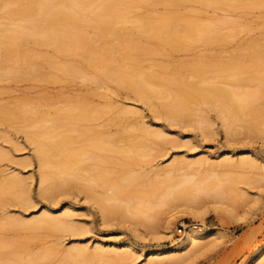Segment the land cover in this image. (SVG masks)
Wrapping results in <instances>:
<instances>
[{
	"label": "bare ground",
	"instance_id": "obj_1",
	"mask_svg": "<svg viewBox=\"0 0 264 264\" xmlns=\"http://www.w3.org/2000/svg\"><path fill=\"white\" fill-rule=\"evenodd\" d=\"M1 1L3 3L0 5V17L3 18L2 14L17 15L19 19L12 20L11 23L9 22V27L17 30L25 40L32 41L37 46L47 45L50 48L52 47L59 56L80 55L83 61H81L82 65L79 66L62 59H54L52 56L46 54L42 55L44 58L43 64L39 65L27 62L28 64L24 68L17 63L18 52H15L13 49L14 41L11 32L6 30L2 33L6 44V54L0 56V70L8 72L13 69L17 72V76L15 77L23 80L48 79L56 81L57 78L50 75L49 72H58L62 75H80L86 81L95 84L92 97L89 94H87L88 97L86 94L84 95L85 98L81 97L79 103H83V105L77 103V99H73V96L69 97L68 101L70 100L73 103L69 102L67 112H70L67 114V121L65 123L62 121V124L59 123V125L56 124L57 126L55 125V128L52 129L54 132L47 126V120L43 121L44 118L41 114L37 113L36 119L32 118L33 121H31L29 116H26L27 114L18 115V119H21L24 124L23 131H25L27 137L35 146L34 150L38 156L40 171L38 192L44 198L56 202L59 196L78 190L84 193L87 199L91 198L94 200L100 219L104 224L111 223L114 220L113 216L120 217L123 214L131 212L132 218L141 217L145 220L146 216L147 221L152 220L153 222L155 217L154 213H152V211H155L153 209L157 208L158 210L159 206L162 208V206L182 202L190 206L188 209L191 215L202 217L200 209L203 206L201 202L207 198H211L215 203L219 198L221 201L224 195H226L224 194L226 188H221V183H213L214 177L211 180L212 172H209L211 171L209 169L215 168V172L216 168L228 170V168L234 167L235 169L241 168L245 171L247 169L250 171L251 168H254L264 173V162L258 159V156L254 157L250 152H240L237 158H234V155H231L229 152L223 153L217 156L215 160L210 156L200 157V159L197 158L196 160L186 159V157H184L185 159L176 158L172 160L171 164L169 163V165H165L163 168L156 167V170L153 169L154 174L152 172V177H149V172L153 171L152 169L149 172H145L144 170L141 171V168L138 171L135 170V173L133 170L129 172L126 170L127 173L124 175L115 177L111 174H105L106 172L104 174L101 172L100 174L95 169L88 168L87 166L82 167L84 165L82 163L86 161V155H88L87 159L94 158V156L88 153L94 150L104 151L108 154H121L136 162L153 156V151H156L155 148L159 151L161 148L163 151L164 146L162 145L166 141H169V138L164 135L163 130L154 131L146 127L145 124L133 125L132 128L135 131L137 129L136 132L139 131V135L136 133L138 136L135 134L138 138L133 135L132 142L124 150L114 149L111 146V136L109 137V141L106 139V136L108 137V130H110L108 126L114 123L116 126L120 125L122 128L119 127V129L121 128V130H124V128L127 130V127L122 121L123 118L121 116L110 117L108 115L112 108L109 105L108 96L106 92L98 91L105 89L110 82L125 84L132 88L140 101L145 104L154 105L153 112L157 116L164 117L173 123L187 126L194 125L204 136H208L212 130L209 122L211 120L208 119L207 115V112H209L207 109L210 108L215 110L219 114L218 116L222 118L226 138L232 140L235 136L241 134V132L248 133L252 131H257L258 134L264 135L263 130L259 128L255 130L252 127V123H257L259 119L264 118V108L259 104V101L264 98V94H262L264 93V87L259 86L260 84L257 83V87L261 88H255L250 83L249 85L247 83V80L249 82L253 80V82L258 81L261 83L264 81L263 78L257 75L261 73L264 76V43L262 44L259 41L261 35L255 37L249 31L245 33V36H241V29L235 27V25L239 27L245 25L246 21L248 22L245 16L239 15L242 12L239 11L240 8L251 10L263 6L264 0H165L167 3L176 6H180L188 1L201 3L208 7L213 6L214 13L226 11L227 13L222 15L224 19L220 23H213V16H207L211 20L206 22H200L192 18L181 22H171V20L177 18L176 13L153 17L135 14L136 16L132 17V20H129L128 2H136L138 0ZM141 1H145L148 5L155 3V0ZM1 22L2 20H0V26L3 25V22ZM127 22H132L133 27L140 34L160 39L163 44L175 49H180L181 46L186 44L201 42L195 53L189 55L191 57L190 68L170 72L165 68L157 69L152 66H117L112 62L105 61L103 58H98L88 41L89 36L84 34L81 25L90 26L99 24L106 31H110L114 24H126ZM221 24L230 25V29L225 32L217 29ZM0 29L2 30L1 27ZM227 41L230 42L226 43ZM137 47L144 53L148 50V48L140 47L139 44H137ZM21 53H23V56L25 54L32 55L28 49H22ZM89 68H96L97 72L95 76L87 78L90 75L88 72ZM244 72L249 73L251 77L240 79L239 75ZM190 76L195 79H191ZM170 86H173V89ZM119 112H122V109ZM123 112L129 113L131 111L126 109ZM115 118H120L121 120L115 122ZM99 120H102L100 121V123L102 122L101 124L98 123ZM247 122L249 125H247ZM93 123L95 125L99 124L96 127L97 130L99 129V132L97 131L98 135L100 131L103 132L108 129L107 133L105 131L106 136H104V132L103 134L101 133L105 140L102 139L101 135L100 139L102 140L99 137L97 139L92 138L94 135L98 136L95 129L93 130ZM127 124L131 125L130 122H127ZM74 125L76 127L79 125L78 127L81 129L84 127L83 129L86 131L82 129V132L79 128H75ZM75 130L79 132L77 135L73 133ZM122 132L120 131V133ZM82 133L85 135L84 141L91 142L94 140L93 143L91 142V145H89V142L85 145L86 142L83 143L84 146H80L79 141L83 142ZM89 133L91 134L89 135ZM78 136L80 137L78 138ZM86 136L88 139H86ZM81 138L82 140H80ZM73 142H78L77 145L79 144V147L72 144ZM88 145L90 148H88ZM153 145L156 147L152 148ZM85 146H88V150ZM80 147H84L87 151H84V148L81 149ZM3 153L0 151V157L5 156ZM83 155H85V160L80 159ZM207 169L209 170L207 173L210 175H205ZM190 171H194L192 172L193 175L199 176V180H194L190 177ZM224 173L226 174V172ZM10 175L9 177L5 176V180L1 182V190L8 194L11 201L15 204H31L32 195L30 188L22 184L24 179L18 174ZM139 178H143L146 183L140 186L134 185V182ZM103 186L106 188L103 190V193L101 191V194H96V187ZM147 191L153 198L151 199L153 203L151 200H147L151 198L150 196H145L149 194ZM148 204L152 207H157L149 208L150 211L152 210L149 212ZM199 206L202 207L200 208ZM135 210L138 213L134 214ZM72 211H74L72 207H64L60 214H54L52 210L44 209L40 214L28 219L11 216L5 218L6 220L1 229H44L49 233L57 231L60 236V238L58 236V239L60 240L61 233L63 232L67 231L68 233L75 234L79 231L82 232L79 225L77 226L74 223ZM146 211L150 215H153L151 216L152 219L148 218L150 216L147 215ZM164 221L162 231H160L161 229L157 231L153 229L155 232H150L151 234L146 233L145 235L139 234L140 237L149 236L151 239H157V237L168 236L167 233H172V219L169 217V219L167 218ZM218 233L219 230L217 228L185 224V233L181 241L177 243L172 242L166 247L144 252L146 261L149 263L168 261L170 262L169 264H182L197 248L198 251L200 247L206 244L209 246V243L214 240ZM57 240L54 242L59 244L62 239L58 240L59 242ZM49 246L42 248L44 257H50L54 250L55 252L58 250L55 245L57 249ZM93 249L97 254L110 255L109 261L111 259L115 263L120 264H127V261L132 257L131 255L141 252L129 241L121 244L111 242L108 247L103 242L96 241ZM81 250L83 251L84 249ZM141 255H143V251ZM69 258L73 264H76L75 260H73L75 258L70 256ZM66 260H61L58 263L66 264L70 261ZM250 262L252 264H264V247L255 253ZM0 264L17 263L7 261L0 262Z\"/></svg>",
	"mask_w": 264,
	"mask_h": 264
},
{
	"label": "rangeland",
	"instance_id": "obj_2",
	"mask_svg": "<svg viewBox=\"0 0 264 264\" xmlns=\"http://www.w3.org/2000/svg\"><path fill=\"white\" fill-rule=\"evenodd\" d=\"M2 3L3 2L0 0V5ZM127 9L129 11V20H132V17L136 15H149L153 17L156 15L166 16L176 13L177 18L171 20V22H181L188 18L206 22L211 20L207 18V16H213V23H220L221 20L224 19L222 15L227 13L226 11L214 13L213 6L208 7L204 4L192 1L184 2L180 6L167 3L165 0H155L153 5H148L145 1L141 0L136 2L129 1ZM239 11H242L239 15L245 16L248 19V22L246 21L244 23L245 25L239 26L240 28L234 24L237 29H241V36H245L246 32L251 31L252 35L254 34L255 37L261 35V38L259 37L261 40L259 39V41L263 44L264 5L251 10L248 8H240ZM2 15L3 18L0 17V20L3 22V25L0 26L2 28V30L0 29V56L6 54V44L2 33L7 30L11 32L14 41L13 49L15 52H18L17 63L24 68L28 64L27 62L39 65L43 64L44 58L42 55L46 54L52 56L54 59H62L75 65H82L81 61H83V58L80 55L59 56L52 47L50 48L47 45L37 46L32 41L25 40L17 30L9 27V22L11 23L12 20H18L19 17L15 14ZM81 26L84 34L89 36L88 41L93 51L96 52L95 55L117 66H152L157 69L165 68L170 72L188 69L191 66V57L189 55L195 53L196 49H198L197 47L201 45V42H197L183 45L180 49H175L163 44L160 39H154L140 34L139 31L133 27L132 22L114 24L110 31H106L99 26V24ZM229 26L230 25L227 26V24H221L217 29H221L225 32L230 29ZM229 42L230 41H227L226 43ZM137 44H139L140 47L148 48V50L145 51V53L141 52ZM22 49H28L32 55L29 56L25 54L23 56V53H21ZM88 72L90 75H88L87 78H90L96 75L97 70L96 68H89ZM16 74L17 72L13 69L8 72L0 70V151L5 154V156L0 157V184L6 177H9L10 174H18L24 179L22 184L30 188L32 202L26 205L15 204L11 201L10 196L0 188V262L10 261L17 264H47L49 262V264H60L58 262L61 260L67 259L66 261H69L70 256L75 258L73 260H75L76 264H120L117 262L115 263L111 259L109 261V258H111L110 255L103 253L97 254L93 248L96 241L103 242L106 247H108L111 242L121 244L129 241L136 249L141 250V252L131 255L132 257L127 261V264H169L170 262L168 261L149 263L146 261L144 252L166 247L172 242L177 243L181 241L185 229L182 233H179V228L185 226V224H194L198 227L204 225V227L217 228L219 233L215 236L214 240L209 243V246L206 244L200 247L198 251L197 248V252H193V254H191L192 256L189 255L190 257L182 264H252L250 262L251 258L260 248L264 247L263 171L254 168H251L252 170L250 169V171H248V169L245 171L241 168L235 169L234 167H230L228 170L222 168H219V170L216 168L217 171L215 170V172V168L209 169L211 171L207 169L205 175H210L207 173L208 171L212 172L211 180L214 177L213 183H221V188H226L225 190L227 193L224 191L226 195H224L221 201L219 198L215 203L211 198H204L207 202H201L203 206H199L200 208L202 207L200 209L201 211L196 208L198 211L202 212V217H194L191 215L188 209L190 206H188L187 203V205L184 204L185 202L174 205L169 204L170 206H162V208L159 206L158 210L155 208L157 206L152 207L149 203L148 209L151 207L155 208L153 209L155 211L151 210L155 215L153 222L152 220L147 221L146 216L145 220L141 217L142 220L140 218H132L131 212L126 213L127 215L123 214L120 217L115 216L116 218L113 216L114 220L111 221V223L104 224L100 219L94 200L91 198L87 199L85 194L78 190L59 196L56 202L48 200L40 195L38 192L40 179L38 156L34 150V144L29 140L25 131H23V122L21 119H18V115L27 114L26 116H29L31 121H33L32 118H35L37 113L41 114L44 118L43 121L46 119L47 126L53 131L52 129L55 128L56 124L59 125V123L62 124V121L64 123L67 121V114L70 112H67L68 105L69 102L73 103L70 100L68 101V99H70L69 97L73 96V99L78 100H76L77 103L81 101L82 96L85 98V94L87 97V94L92 97L95 84L86 81V79L80 75H62L58 72H49L50 75L57 78L56 81L48 79H17L15 77L17 76ZM260 74L261 73L257 74L258 77L264 79V76ZM249 77H251V75L247 72L239 75L240 79H247ZM190 78L195 79L192 76H190ZM247 83L248 85L250 83V85L255 88L257 87V83L260 84L259 86L264 87V81L261 83L258 81L253 82V80L249 82V80H247ZM91 88L92 90H90ZM170 88L173 89V86H170ZM98 91L106 92L108 96L109 105L112 106L108 115L110 117L121 116V118H123L122 121L127 127V130L124 128L126 133L122 132L124 130H121L122 127L120 125L116 126L114 123L111 124V126L109 125V128L107 127L110 130L104 129L106 133L108 130L110 135L107 133V137L105 131H103L104 136L108 139L107 141H109V137L111 136L110 139L113 144H111V146L114 147V149H126L127 145L132 142L133 135L136 133L139 135V131L136 132L137 129L135 131L132 128L133 125L145 124L146 127L154 131L163 130L165 133L164 135L169 138V141H166V143L162 145L164 146L163 151L161 148L160 151L155 148L156 151L151 150L154 152L152 154L153 156L136 162L131 161L121 154H108L104 151L94 150L93 152H88L94 156V158L87 159L88 155H86V161L82 163V165L84 164L82 167L87 166L88 168L95 169L96 172L100 174L101 172H103L102 174L106 172L105 174H111L116 177L127 173L126 170H128V172L133 170L135 173V170L138 171L141 168V171L144 170L145 172H149L150 169L156 170V167L163 168V166H167L169 163L171 164L172 160L176 158L183 159L186 157V159L196 160L197 158L200 159V157L210 156L215 160L217 156L228 152L234 155V158H237L240 152H250L254 157L258 156L257 158L264 162V135L258 134L257 131H252L248 133L241 132V134L233 138L235 140L226 138V134L224 133L225 129H223L221 120L222 118L211 108L207 109L209 111L207 115L209 117L208 119L211 120L209 122L212 133L210 132L211 134L209 133L208 136H204L194 125L187 126L173 123L164 117L157 116L153 112L154 105L145 104L140 101L134 90L125 84L110 82L105 89ZM259 102L258 103L264 108V98ZM79 104L83 105V103ZM120 109H122V112H119ZM126 109L131 112L124 113L123 111ZM119 120L121 119H114L115 122ZM100 121L102 120H99L98 123H100ZM127 122H130L132 126L127 124ZM93 124V130L95 129V132H97L99 129L97 130L96 127L99 124ZM247 125H249V123ZM78 126H75V128H79V130L82 131L84 127L81 126L83 127L81 129ZM119 127L121 128L119 129ZM252 127L255 130L259 128L264 131V118L259 119L257 123H252ZM83 130L86 131L85 129ZM120 131L122 133H120ZM98 132L96 133L97 135ZM103 132L100 131L98 136H91L94 139L98 137L100 139V135L102 137ZM73 133L77 135L79 132L75 130ZM90 134L91 133H89V135ZM82 135L83 142L79 141L80 146H84L83 143L86 142L85 145H87L89 142L86 140L84 141L85 135L83 133L81 136ZM79 137L80 136H78V138ZM103 137L102 139L105 140ZM86 139H88L87 136ZM80 140H82V138ZM93 141L94 140L91 142L93 143ZM172 141L175 142L173 143ZM91 142H89V145H91ZM97 142L99 141L97 140ZM77 143L78 142H73L72 144L79 147ZM88 146H85L86 149ZM153 147L156 146L153 145L152 148ZM88 148H90V146ZM86 149L84 148L83 150L85 151ZM84 156L85 155H83V157L81 156L80 159L83 160ZM154 170L149 172V177H152V172L154 174ZM221 170L223 171L219 172ZM192 172L194 171H190V177L194 180H199V176L193 175ZM218 172L219 174H217ZM224 172H226V174ZM144 183H146V181L143 178H139L134 182V185L140 186ZM104 186L96 187V194H101V191L103 193V190L107 188V186H105L106 188ZM147 190L149 191V189ZM148 191L147 193H149ZM145 196H150V193ZM151 199L153 198L151 197L147 200ZM203 203H205L206 206H204L205 204ZM177 205L179 206L176 207ZM64 207H72L74 209L71 213L73 214L74 223L77 226L79 225L81 228L80 230H82V232L79 231L81 234L79 232L75 234L66 231L65 233H61L62 240L60 239V241L57 231L49 233L44 229H1L6 220L5 218L14 216L28 219L40 214L44 209L52 210L54 214H60ZM151 211L149 209V212ZM135 213H138L137 210H135L134 214ZM147 215L150 216H147L149 219L153 216L148 212ZM169 217L172 219L171 234L167 233L168 236H161L162 238L157 237V239H151L149 236H143L145 238L140 237L139 234L145 235L146 233L149 234L150 232L152 233L160 229V231H162L164 220H167V218L169 219ZM154 224L157 226H154ZM57 239L61 242L59 243L60 245L54 242ZM53 244L58 250L56 252L54 250L50 257H44L42 248L49 245L55 247ZM81 249L84 250L82 251ZM142 251L143 255H141ZM70 263L73 264L71 260L66 264Z\"/></svg>",
	"mask_w": 264,
	"mask_h": 264
},
{
	"label": "built area",
	"instance_id": "obj_3",
	"mask_svg": "<svg viewBox=\"0 0 264 264\" xmlns=\"http://www.w3.org/2000/svg\"><path fill=\"white\" fill-rule=\"evenodd\" d=\"M184 229H185V226H182L181 228H179V233H182Z\"/></svg>",
	"mask_w": 264,
	"mask_h": 264
}]
</instances>
